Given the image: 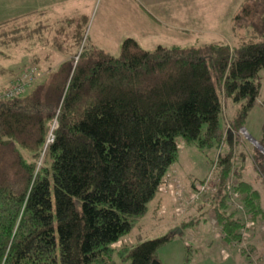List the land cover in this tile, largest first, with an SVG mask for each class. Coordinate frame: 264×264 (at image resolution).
<instances>
[{"label": "trees", "instance_id": "obj_1", "mask_svg": "<svg viewBox=\"0 0 264 264\" xmlns=\"http://www.w3.org/2000/svg\"><path fill=\"white\" fill-rule=\"evenodd\" d=\"M230 27L233 51L223 42L149 50L128 36L115 57L93 44L77 50L78 35L70 49L59 45L62 59L41 56L42 45L27 53L7 80L23 90L0 98V264H161L166 235L117 243L154 198L177 136L201 151L220 146L223 80L241 115L255 99L264 0H243ZM216 155V187L205 198L227 241L239 242L242 209L249 237L264 222L259 194L237 173L229 178V150ZM239 251L255 255L252 245Z\"/></svg>", "mask_w": 264, "mask_h": 264}, {"label": "rangeland", "instance_id": "obj_2", "mask_svg": "<svg viewBox=\"0 0 264 264\" xmlns=\"http://www.w3.org/2000/svg\"><path fill=\"white\" fill-rule=\"evenodd\" d=\"M182 1H188V6L189 3L204 2L206 14L200 17L201 12L197 11L198 6L196 7V11L193 12L192 29L150 28L146 31L144 28H139L141 32H137L135 28L131 30L129 27L113 25V22L107 24L102 21L101 17L109 12L107 3L115 2L118 10L123 7V3L120 4L119 0H64L58 7H52L51 16L63 18L59 22L52 21L51 26L56 28L53 27L50 31L57 33L58 27H65L67 38H53L51 44H36L43 46L38 52L42 56L45 54L50 60L56 57L62 58V53L58 51L55 53V50L59 49V45L66 49H70L71 45L56 41L74 40L68 37L71 32H77L76 34L81 36L77 50L83 43L93 44L115 57L118 56L122 40L132 34L140 46L149 50L157 45L199 46L223 42L233 51V44L238 40L230 30L231 18L243 0H179ZM6 3L12 6L8 7L7 11L1 12L6 7ZM31 3L32 0H0V22L5 31L3 35L0 34V67L14 68L12 73L4 72L0 75V87L5 86L7 84L5 80L12 77L18 67L27 60V50L31 45L27 43L30 30L26 19ZM17 9L20 10L18 21ZM111 10L108 13L109 19L117 13L113 15ZM67 17L71 20L66 19ZM8 36L13 38L9 39ZM73 49L75 48L71 47V50ZM225 80L218 93L223 123V141L220 146L215 151L212 149L201 151L194 144L185 143L180 136H177L176 158L161 179L154 198L147 203L145 213L135 221L129 232L120 237L117 244H132L137 239L166 235V240L158 247L161 264H241V261L245 264H264V222L256 221L255 235L249 237L247 234L250 230H247L249 220L247 213L242 209L244 225L241 229L240 241L229 242L216 223L215 218L218 214L205 198L206 194L213 192L216 187V183L213 184L212 181L213 173L217 168L216 154L229 150L231 153L229 178H236L234 174L237 173L238 177L249 182L258 191L260 208L264 213V173L255 166L253 160L256 156V159L264 165V145L260 143V139L264 137L262 134L264 69L260 70L256 77L257 95L243 115L234 103ZM245 103L246 101L243 100L241 105ZM260 156L262 157L259 158ZM199 202L201 206L198 208ZM206 214L208 220H205ZM182 222L185 224L181 227ZM251 225L249 224V228ZM248 245L255 248V255H250L246 260L239 250Z\"/></svg>", "mask_w": 264, "mask_h": 264}, {"label": "crops", "instance_id": "obj_3", "mask_svg": "<svg viewBox=\"0 0 264 264\" xmlns=\"http://www.w3.org/2000/svg\"><path fill=\"white\" fill-rule=\"evenodd\" d=\"M63 1L64 0H32V3L29 7V15L28 18L26 19V21L28 22V28L30 30L27 37L29 38L27 43L29 45H32L31 46L32 50H28V52L34 51L37 47L36 44H51L53 43V38H67L65 27L62 26L58 27L57 33H51L50 31L53 27H55V26H51V22L52 21L59 22L63 18L61 16H55V17L51 16L52 7L55 6L58 7L59 4L62 3ZM119 1L120 4L123 3V7L120 10H118V6L115 4V2L114 4L107 3L106 5L107 11L110 12V10L112 9L111 11L113 12V15L115 12L117 13L114 16H112L111 19H109L108 17L109 12L107 14H104L101 17L102 21L107 24L113 22L112 23L113 25L129 27L131 30L135 28L137 32H141L139 28H144L146 29V31L149 30L150 28L189 30L192 29L193 12L196 11L197 6H198L197 11L201 12L199 13L200 17H202V15L204 17V14H206L204 12V2H200L196 4L192 3L193 5L189 3L190 6H188V1L179 2V0H119ZM10 6L12 5L6 3V7H4V9L1 12L7 11L8 7ZM77 11L78 14H80V11L78 9ZM17 15H18L17 16V21H18L20 19L19 16L20 10L17 11ZM66 19L71 20L70 17H67ZM76 33L77 32H71L70 36H68L74 38V40L62 39L61 41H56V42L67 43V44L74 43L76 42V37L78 36V34ZM130 37L134 38L135 36L132 34ZM41 49L42 48L39 47L37 48L36 51H40ZM56 51L57 50H55V53ZM58 53H62L63 55L62 58L66 56L63 50L61 52L58 51ZM62 58L56 57L54 59H62ZM21 66L18 67V70L21 68ZM12 69L14 68L13 67L7 68V70H12ZM0 75H2V73H0ZM205 220H208L207 214ZM215 220L221 232L222 230L217 216ZM241 264H245V263L241 261Z\"/></svg>", "mask_w": 264, "mask_h": 264}, {"label": "built area", "instance_id": "obj_4", "mask_svg": "<svg viewBox=\"0 0 264 264\" xmlns=\"http://www.w3.org/2000/svg\"><path fill=\"white\" fill-rule=\"evenodd\" d=\"M24 83L23 81L17 80L13 81L7 86L3 91H0V98L10 97L17 94L19 91L23 90ZM52 139V135L49 134L48 140Z\"/></svg>", "mask_w": 264, "mask_h": 264}]
</instances>
